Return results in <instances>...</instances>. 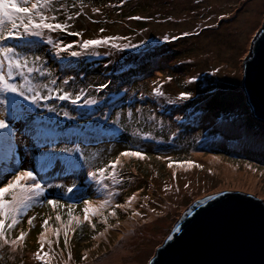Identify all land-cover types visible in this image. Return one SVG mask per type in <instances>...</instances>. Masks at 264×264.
Here are the masks:
<instances>
[{
    "label": "rangeland",
    "instance_id": "obj_1",
    "mask_svg": "<svg viewBox=\"0 0 264 264\" xmlns=\"http://www.w3.org/2000/svg\"><path fill=\"white\" fill-rule=\"evenodd\" d=\"M211 1L55 0V11L47 14L56 17L50 22L67 24L65 30H45L41 37H30L31 44L8 40L30 61L40 58L34 65L40 71L30 74V79L37 86L46 85L38 90L42 96L51 92V98L41 99L37 107L17 97L18 105L31 109L28 123L18 119L12 125L17 131L15 149L20 157L25 155L19 164L22 170L43 174L37 180L45 196L14 228H6L9 240L21 231L26 238L16 247L0 245V264H43L35 258L38 250L48 253L50 264H149L183 211L196 200L226 192L264 202V121L253 117L242 90L243 61L263 25L264 0H216L219 5L210 6ZM90 39L108 42L87 49L80 46ZM55 44L72 48L59 52ZM71 51L80 55L72 57ZM16 82H21L19 77ZM102 84L108 86L101 88ZM157 88L163 95L156 94ZM64 92L73 98L81 95L75 105L80 113L89 114L100 106L94 117L84 119L96 121L84 129L73 115L65 117L73 104L57 98ZM181 93L191 95L182 100ZM92 100L96 102H85ZM24 127L29 133L45 131L54 139L65 133L93 135L102 128L112 137L90 146L74 140H64L70 142L64 146L41 145L25 136ZM63 147L80 152L61 153ZM214 148L227 150L220 153L222 149ZM125 151H139L145 158L120 157L117 167L109 168ZM191 162L199 165L194 171L189 170ZM80 168L85 173L77 177ZM101 168L107 169L103 178ZM91 172L97 177L89 176ZM108 185L114 196L102 197ZM61 194L75 198L63 199ZM161 194L167 196L162 199ZM166 197L171 206L167 212L160 209ZM130 198L132 203L127 204ZM49 199L59 200L60 205H48ZM88 199L90 204L83 203ZM104 200L110 204L101 207ZM118 204L125 207L117 208ZM149 221H155L150 231L161 235L148 236L149 246L145 240L136 243ZM41 233L46 238L42 250ZM131 242L133 247L128 245Z\"/></svg>",
    "mask_w": 264,
    "mask_h": 264
},
{
    "label": "snow or ice",
    "instance_id": "obj_2",
    "mask_svg": "<svg viewBox=\"0 0 264 264\" xmlns=\"http://www.w3.org/2000/svg\"><path fill=\"white\" fill-rule=\"evenodd\" d=\"M55 0H0V151L3 153V172L5 177L11 175V179L7 181L6 184L0 186V245H9L16 247L21 244L25 238V232L21 231L19 236L15 239L9 240L6 235V228L12 229L19 222L20 218L30 209L36 200L44 198L45 188L37 180L36 174L31 170H20L16 167L15 162V140L17 137V131L12 126L18 119L27 120V113L31 112L30 108H22L17 103V97H22L25 101H29L31 104H35L39 107V101L41 99H50L51 92L48 96H42V93L38 90V87H46V85H35L30 79V74L40 71L36 68L35 62L39 60V57H35L33 60H29L27 55L22 51L18 50L15 45H9L7 42L9 39L19 40L25 44L33 43L30 37H41L45 30L55 31V30H65L68 25L63 23H53L56 19L55 16H50L47 13L55 11L54 9ZM71 19V17H68ZM133 19H140V17H133ZM222 19V18H221ZM103 31V29H101ZM73 35H78V33H73ZM111 39V38H110ZM108 40H96L90 39L85 40L80 45L82 48L87 49L90 46L100 45L107 43ZM49 44L54 42L49 40ZM59 52H67L72 48V45L61 46L60 44L54 45ZM127 47V45H125ZM72 57H77L80 55L77 51H71ZM33 65V66H30ZM41 75L43 73L41 72ZM17 77L20 78L21 82H16ZM171 79V78H169ZM55 84V81H52ZM65 84L68 83L67 80L64 81ZM107 84H102L101 88H106ZM59 91V90H57ZM157 95H163V93L157 88ZM8 94H12L9 96ZM191 93H181L180 99H189ZM57 98L60 101H70L71 104L76 105L81 100V95L76 94L75 97L64 92L59 94ZM86 103H95L96 101H85ZM48 111L55 112V108H49ZM65 117L69 116L68 112H64ZM116 123V121H113ZM61 153L74 154L80 152L79 148H69L63 147L59 148ZM120 157H138L144 159L145 156L137 151H125L121 152L114 161H112L108 167L115 169L120 161ZM160 159V157H158ZM170 160V158H168ZM47 165H51L53 160L51 157L46 161ZM169 167L172 164L169 163ZM22 167V165H21ZM199 167V165H196ZM11 168L12 171L9 172L8 169ZM106 168L99 169V176L104 177ZM89 176L95 178L97 177V172L89 173ZM115 177V172L113 171V178ZM28 182V183H26ZM49 188L52 187L51 184L48 185ZM59 187V186H57ZM75 187V185L73 186ZM68 192H72V188L67 189ZM217 195H222V193H217ZM134 198V197H133ZM216 196H209L207 199H216ZM129 199V203L131 202ZM201 200L198 203H203ZM86 205L90 204V201H84ZM47 204L55 207L60 205L59 200H47ZM109 200H104L101 202V207L109 205ZM63 206V205H61ZM71 207V206H69ZM117 208H124L125 205L118 204ZM89 209L85 208V213ZM71 215V213H69ZM111 215L115 216L116 213L113 211ZM133 215H138L133 213ZM61 217L56 216V220L59 221ZM85 219H88L85 216ZM34 217L28 219V224H33ZM6 221H10L7 223ZM105 223L107 221L105 220ZM47 220L44 221V227L47 228ZM93 227H95L93 225ZM179 232L180 229L176 228ZM58 235L59 230H56ZM103 235V234H101ZM167 240H172L171 235L166 237ZM40 249L42 250L45 243V236L41 233L39 237ZM67 233H65V244L67 245ZM48 253H41L37 251L35 253V258L42 261L43 264H50L47 259Z\"/></svg>",
    "mask_w": 264,
    "mask_h": 264
},
{
    "label": "water",
    "instance_id": "obj_3",
    "mask_svg": "<svg viewBox=\"0 0 264 264\" xmlns=\"http://www.w3.org/2000/svg\"><path fill=\"white\" fill-rule=\"evenodd\" d=\"M242 90L253 117L264 121V22L243 61ZM221 193L189 205L149 264H264V202Z\"/></svg>",
    "mask_w": 264,
    "mask_h": 264
},
{
    "label": "trees",
    "instance_id": "obj_4",
    "mask_svg": "<svg viewBox=\"0 0 264 264\" xmlns=\"http://www.w3.org/2000/svg\"><path fill=\"white\" fill-rule=\"evenodd\" d=\"M92 2V1H91ZM120 104V103H119ZM118 104V105H119ZM100 107V106H99ZM99 107L98 108H96V109H92L91 110V112L89 113V114H87V116H89V115H91V114H93V117H94V115H95V113L94 112H96L98 109H99ZM73 110V112L74 113H72L71 111ZM104 112H105V109L104 110H102V111H100L96 116L97 117H99L100 116V114L102 113V114H104ZM69 114L72 116L73 115V119L75 120V121H82L81 122V126L82 127H84V129L86 128V126H87V124L88 123H92V122H94V121H96V118H92V119H87V120H84V119H86V116L85 115H81V113H80V110H79V108H77L75 105H72L71 106V108H70V111H69ZM29 119H31V117L30 118H28L27 120H22V122H24V123H28L29 122ZM21 120V119H20ZM64 123H67V124H69V120H66V121H64ZM64 123H62V124H64ZM66 124V125H67ZM68 128V130L70 131V127H67ZM75 129H77V128H75ZM84 129H79V131H83ZM95 129H98V128H95ZM87 130V129H86ZM23 131H25L24 133H25V136L28 138V139H31L32 137L34 138L35 137V139H37V141H39V139H42V137H43V135H42V133H40V132H35V131H32V132H30L29 133V130L28 129H26L25 127L23 128ZM29 134V135H28ZM74 136H72V135H70V134H67V135H64V136H62V137H65V138H67V137H69V139L72 141V140H74V142H76V143H81L80 141H83V138H85V137H87V143H91V142H94V143H101V142H104V141H109L111 138L110 137H112V136H110V133H107V132H105V134H101V132H98L97 134H93V135H86V136H79L77 133H74L73 134ZM30 138H29V137ZM52 137H53V135H49V138H43V139H52ZM32 138V139H33ZM61 140H63L62 138H59V139H57L56 141H61ZM40 143H53V140H46V142H40ZM80 145V144H79ZM214 149H216V150H218V151H220L222 148H214ZM214 149H209V150H214ZM223 151H220V153H222V152H224L225 150H227V149H222ZM3 153H2V151L0 152V163L1 162H3V160H4V157H2L1 155H2ZM24 157H25V155H23L22 154V157H20V153H19V151L17 150V149H15V162H16V167L17 168H19V169H21V164H19L20 163V160L21 159H24ZM19 164V166H17ZM38 168H42L41 166H39ZM22 170V169H21ZM8 171L9 172H11L12 171V169L11 168H9L8 169ZM58 171V170H57ZM12 177H11V175H9V176H7V177H4L2 180H4L3 182L2 181H0V186H3V184H6L7 183V181L9 180V179H11ZM86 189V188H85Z\"/></svg>",
    "mask_w": 264,
    "mask_h": 264
},
{
    "label": "bare ground",
    "instance_id": "obj_5",
    "mask_svg": "<svg viewBox=\"0 0 264 264\" xmlns=\"http://www.w3.org/2000/svg\"><path fill=\"white\" fill-rule=\"evenodd\" d=\"M211 4H210V6H215L216 4L217 5H219V2H217L216 0L214 1V0H212L211 2H210ZM249 17L252 19L253 18V16L252 15H249ZM209 21V20H208ZM87 114L88 113H86V112H83V113H81V115H85V116H87ZM86 136V135H85ZM83 140L84 141H80L81 143H83V144H87V137H85V138H83ZM199 151V153L201 152V150H198ZM214 156V155H213ZM212 158H216L217 159V157H212ZM216 159H213V160H216ZM24 159H21V161H23ZM192 160H194V161H196V159H192ZM200 162V161H199ZM192 164L191 165H189L188 167H189V170H196L195 168H196V165L193 163V162H191ZM35 170L36 169H38V167H36V168H34ZM60 170V169H59ZM60 172V171H59ZM35 174H36V176H38L39 178H43L44 176H43V174L41 175V173H38V172H34ZM80 174H82V168H80L79 170H77V172H76V176L77 177H79L80 176ZM3 176H4V174H3ZM2 176V177H3ZM0 179H3V178H1L0 177ZM111 185H108V187H106V189H105V192H104V194L102 195V197H107V198H111L112 196H114V193H112V191H113V189H111V187H110ZM165 196H167V195H164V194H161V198L163 199ZM133 200V199H132ZM165 201H163V203H162V207L163 208H160V209H162L163 211H168V209H170L171 208V206L168 204V199H167V197L164 199ZM130 203H132V201L130 202ZM129 203V200H127V204H130ZM152 219H153V217H152ZM155 221L157 222V220L155 219ZM154 221V222H155ZM164 222V220H161V222ZM154 222H151V221H149V223H148V226L145 228V230L143 231V232H140L139 233V235H138V241L136 242V243H140V242H142V241H144L145 242V246H149L150 244H149V242H152L150 239H147V237L148 236H152V237H159L160 235H161V233H155L154 231H150V227H151V225L154 223ZM153 232V233H152ZM48 233V232H47ZM46 239V238H45ZM139 240H141L140 242H139ZM134 242H131V243H129L128 245L129 246H131V247H133V244ZM126 248H128V247H126ZM129 264H133V263H129Z\"/></svg>",
    "mask_w": 264,
    "mask_h": 264
}]
</instances>
